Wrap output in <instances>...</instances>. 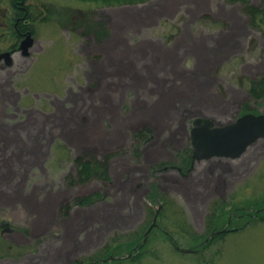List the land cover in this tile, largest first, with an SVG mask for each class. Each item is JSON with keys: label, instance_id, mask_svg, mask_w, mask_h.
<instances>
[{"label": "rangeland", "instance_id": "rangeland-1", "mask_svg": "<svg viewBox=\"0 0 264 264\" xmlns=\"http://www.w3.org/2000/svg\"><path fill=\"white\" fill-rule=\"evenodd\" d=\"M29 1L54 7L62 26L50 21L40 27L38 38L44 44L41 45L43 51L26 60L22 71L14 75V89L21 93L24 87L30 93H57L59 97L51 98L59 99L56 104L58 114L62 113L61 106L68 87L76 89L71 80L66 82V76L70 75L74 82L78 80L79 84H84L88 71L110 61L114 65L131 63L140 69V81H136L134 73L128 71L136 81L140 97H187L184 93L189 87L193 88L189 82L201 80L189 54L199 56L203 44L197 43L195 49H191L188 48L189 42L186 48L178 47V43L187 35L194 39L203 33L205 36L210 33L220 36L232 29L239 36L238 49L226 53L222 50L224 46L217 45L218 53L211 58L214 62L210 70L213 76L208 77L205 92L222 97L224 104L228 102L225 89L229 85L231 90L246 92L238 113L232 112L231 107L216 109L218 124L237 120L245 113L246 105L249 113L257 111L264 114V102L255 104L247 94L249 82L264 74V51L261 50L264 35L249 26V19L239 3L227 0H151L132 6L101 7L71 0ZM247 1L264 9V0ZM97 23L104 32L107 31V37L101 34L96 38L94 30ZM65 24L73 27L74 33L69 35L63 31ZM109 43L114 46L108 48ZM86 48H90L89 55L83 53ZM243 68L247 69L245 74L241 72ZM189 70L193 71L190 76ZM236 72L242 76L231 79L237 75ZM90 87L94 89L96 86ZM214 89L217 95H214ZM49 98L26 97L24 100L28 105L36 101V108L51 112ZM105 100L106 97H83L64 118L65 125L56 129L65 136L70 149L61 144V161L56 157V149L50 151L47 169L42 170L49 173L52 163H55L62 179L54 176L55 183H52L39 175L38 170L30 177L26 191H35L39 195L40 187L47 185L49 190L53 186L54 195L59 197L56 198L60 204L57 212L53 209L55 213L49 216L42 228H30L35 217L26 214L19 204H11L9 208L0 204V221L9 222L15 231L12 237L21 244L15 245L10 236L2 235L0 229V264L86 262L116 237L121 246L114 250L112 256L118 259L109 264H264V221L251 222L245 227L249 219H255V211L264 209V139L249 147L236 160L214 158L195 161L184 171L179 162L188 155L185 152L190 143L187 134L183 143V132L171 142L164 135L158 143H152L154 134L151 133L138 143L134 132L139 127L133 125V120L119 117L118 111H112L116 116L110 117L108 111L103 110ZM187 120L191 123L193 118ZM43 128L48 127L41 122L34 129L27 128L32 131L28 135L29 141L38 140L41 132L47 131H42ZM56 134L44 142L51 145ZM15 136L12 134L11 141L6 140L0 156L8 154L10 157L12 153L15 158V150L21 153L26 133L22 134L24 142L21 139L15 141ZM151 152L152 156H148ZM85 153L99 160L109 157V181L92 180L76 186L65 182L63 177L70 170L75 172L71 158ZM165 163L174 166L165 170L160 167ZM11 164L7 181L13 179L14 183L16 179L20 191L24 187L26 174L21 168H25V164L22 158L12 160ZM162 177L173 182L176 180L177 184L163 190L160 184ZM136 179L138 182H132ZM132 185L136 189L140 185L142 196L135 194ZM153 187L174 200V204L165 207L164 216L157 220L161 229L164 226L171 231L182 249L193 248L203 243L211 233L224 228L240 229L227 232L206 249L194 253L179 251L160 230H154L150 232L137 261L122 259L132 254L127 245L135 238L143 237L152 224L157 207L150 214L144 197L150 195L152 191L149 190ZM88 195H101V198L89 206L74 205V199ZM37 197L38 201L43 200V197ZM3 200L0 198V203ZM213 214L214 218L210 219ZM178 223L189 231V235L180 232Z\"/></svg>", "mask_w": 264, "mask_h": 264}, {"label": "crops", "instance_id": "crops-1", "mask_svg": "<svg viewBox=\"0 0 264 264\" xmlns=\"http://www.w3.org/2000/svg\"><path fill=\"white\" fill-rule=\"evenodd\" d=\"M232 30L230 33L220 36H217L215 33H210V35L205 36L203 33L197 39H194L191 35H187L186 38H183L180 44L178 43V47L183 46L186 48L185 45H188L189 42L190 47L188 48L191 49H195L197 43L203 44L201 47L202 52L199 53V56H196V53L189 54V57L194 59V68L195 71H199L201 80L199 82H189L193 88L189 87L184 93L187 97H140V92L136 86V81H138V79L140 81V75L142 74L140 69H137V67L131 63L114 65L111 61L93 68V70L96 71V76L91 79L85 78L84 84H79L78 80H75L74 87H76V89H74V92L83 90L87 85H95L96 87L93 89L92 94L89 96L84 95V97H106L103 110H107L110 117L116 116L112 111H118L119 117L123 116L128 120H133L135 123L133 125H137V127H139L138 129L147 128L150 133L154 134L152 137V143H158L160 138L164 137V135H166L165 139H167L168 142H171L175 139L178 133L182 132L183 135L185 134V138L182 141L183 143L185 142L186 134L188 136L191 124L190 120L187 119L206 118L212 120L216 125H221L218 124L216 120V118L219 117V115L216 114V109H227L231 107L232 112L234 111L236 114L239 111L240 102L246 99L240 91L235 89L231 90V85L225 89V92L228 95L229 104L228 102L224 104L221 101L222 97L208 95V93L205 92V87L209 83L207 79L208 77L213 76L210 72V70L213 69L212 66L214 64V62L211 61V58L218 53L217 45L219 44L220 47L224 46L222 47V50L227 51L226 53H230L232 49H238L239 36L236 35V31ZM116 41L117 40L115 39V42ZM206 42H208L209 45H206ZM110 46L113 47L114 45L109 43L108 48H110ZM261 50L264 51V45ZM262 56L264 62V53ZM128 71L134 73L136 81L129 76L130 73ZM192 74L193 71L189 70L188 75L190 76ZM201 85L202 88H199ZM196 92H198V96ZM215 94L217 95L216 89H214V95ZM115 95H120L121 97H113ZM55 132L57 134L51 145L44 142L47 139H50V136ZM25 133L26 141L24 142V147L21 153H18L15 150V152H13L16 154L15 158L12 157L11 153L12 160L18 161L22 158L25 164V168H21L22 172H25L26 174L23 183L24 187L18 191V181L16 179L13 183V179L7 181L8 175L2 174L1 176L0 174V198L4 199L0 204L7 208H9L11 204H19V207L23 208L26 214L30 217H35L33 219L34 221L32 220L30 223L33 224L30 225V228H42L44 222L48 220L49 216H52L53 213L57 212L56 208H58L60 204L56 198L59 199V197L54 195L53 186L49 190H47V185L40 187L38 189L40 193L39 195L35 191H26V188L30 182L31 175H36L37 170L39 175L52 183H55L54 176L58 177V180H61L62 176L55 163H52L53 167H51L49 173L43 170L47 169L46 163L50 159V151L56 149V157L58 156L60 159V147L56 144L57 141H62L68 146H70V144L65 136H62L61 132L56 129L41 132V136L39 135L38 140L34 142H30L28 138V135L32 132ZM41 147H43V149H40ZM67 149L69 150L70 147H67ZM148 156H152V152L148 154ZM73 171L74 170H70V172ZM23 178L24 177H22V179ZM132 186L134 189L135 186ZM140 196H142V193H140L139 197ZM36 197H43V200L38 201Z\"/></svg>", "mask_w": 264, "mask_h": 264}, {"label": "flooded vegetation", "instance_id": "flooded-vegetation-1", "mask_svg": "<svg viewBox=\"0 0 264 264\" xmlns=\"http://www.w3.org/2000/svg\"><path fill=\"white\" fill-rule=\"evenodd\" d=\"M50 21L56 26H62L59 24L62 23L60 15L56 13L54 7L49 10L43 3L30 2L29 0H0V149L6 147V140L11 141L12 134L16 135L15 141L21 139L24 142L22 134L32 132L27 128L34 129L40 122L45 123L48 127L47 129L43 128L42 131L58 129L65 125L64 118L68 113L70 115L74 104L83 99L84 95L89 96L93 92L90 85L75 92L72 87H68L64 95L66 98L61 106L62 113L58 114L56 104L59 103V99L51 98L59 97L57 93L53 95L45 92L30 93L27 87H24L21 93L14 89V75L22 71L26 60L43 51L41 45L44 44L38 38V33L40 27L49 24ZM62 28L69 35L74 33L73 27L70 25L65 24ZM23 44L25 46H22ZM53 44L50 45V48ZM83 53L89 55L90 48L84 49ZM86 75L91 79L96 76V71L90 70ZM70 80L74 84V77L67 75L66 82L70 83ZM26 97H50L48 103L52 111L47 112L36 108V101L33 105H28L24 100ZM65 122L67 123L68 120ZM61 144L66 145L64 142ZM7 156L9 155L0 156L1 176L2 174L8 175L11 169L12 158ZM162 180L160 183L162 187H160L163 190H168L171 184H177L176 180L173 182L167 177H162ZM0 228L4 231L1 226ZM5 229H7L5 231L7 236H10L15 245L20 246V242L12 237L15 231L9 230L8 225L5 226Z\"/></svg>", "mask_w": 264, "mask_h": 264}, {"label": "trees", "instance_id": "trees-1", "mask_svg": "<svg viewBox=\"0 0 264 264\" xmlns=\"http://www.w3.org/2000/svg\"><path fill=\"white\" fill-rule=\"evenodd\" d=\"M71 1H76L79 3H85V4H94L96 6H101V7H119V6H132V5H138V4H144L147 3L151 0H71ZM229 3H239L241 4V10L244 12L247 17H248V24L249 26L256 31H260L264 35V9L258 6H253L248 3L247 0H227ZM46 9L51 10L52 6L48 5L45 7ZM204 19L207 18V16L203 17ZM103 30V31H102ZM101 34L103 37L107 34V32H104V29L101 27L100 24L97 23L95 30H94V35L98 39ZM254 44V41L251 42ZM249 94L251 97L255 100H261L264 99V74L260 77H258L257 80L251 81L250 82V87H249ZM249 111L246 109L245 113H248ZM257 113V112H256ZM135 141H138V143L143 142L144 139L147 138V134L144 131H138L134 134ZM142 144V143H141ZM137 152V150H135ZM185 152L188 154L184 160H185V168H189L191 165V156L189 149H186ZM108 158L109 157H102L101 160L97 159L91 154H82L80 156L74 157V167H75V172L74 174H69L65 176L64 180L67 182L69 186H76L80 184H85L89 181L92 180H102V181H109L110 176H109V167H108ZM165 164L160 165V167H164ZM98 198H101V195H88V196H83L74 199V205L75 206H89L93 204ZM146 204L148 205V210L149 213L152 214L154 211V208L157 209L160 207L161 210L157 216L158 218H161L164 216L165 213V207L170 206L171 204H174V200L172 198H169L167 195H162L161 193L157 192L154 188H152V192L150 195L146 198ZM70 207V206H69ZM68 208V207H67ZM260 210V209H259ZM155 214V213H154ZM214 214L210 217L214 218ZM155 217V215H154ZM241 218H245L244 215L240 216ZM255 219H249V222H247L246 226L255 221H264V209L259 211L258 213L255 214ZM233 220V218H231ZM213 222V220H211ZM210 222V221H209ZM211 222V223H212ZM158 229H153L154 230H160L166 237L167 240L171 242L173 247H181L179 244V241L177 238L174 237V235L171 233L170 230H168L166 227L162 226V229L160 228V224L157 221ZM178 227L180 228V232L183 234L189 235V231L183 228L182 224H177ZM238 230L240 228H237ZM236 228L233 230L228 229L225 233H221L214 238L210 239L206 244L201 243L199 245L194 246L192 249L195 250V252L201 251L203 248L206 249L213 241L217 240L218 238H222L227 232L231 231H238ZM214 231V228H213ZM216 231V230H215ZM196 236V234H193ZM132 237H134V234H132ZM117 238V237H116ZM114 238L112 239L111 243L104 246L102 250L97 251L94 255H92L89 259L86 260V262H79L75 261L74 264H102V261H104V264H109V260L107 259L108 257L112 256L114 254V250L121 246L120 242L117 241V239ZM143 237H137L128 246V249H130L131 252L135 253L137 249L140 247ZM143 248L137 253L135 256L131 258V261H137V259L141 256L143 252ZM111 253V254H110ZM109 254V255H108ZM114 261V260H113Z\"/></svg>", "mask_w": 264, "mask_h": 264}, {"label": "water", "instance_id": "water-1", "mask_svg": "<svg viewBox=\"0 0 264 264\" xmlns=\"http://www.w3.org/2000/svg\"><path fill=\"white\" fill-rule=\"evenodd\" d=\"M263 138L264 114H245L233 122L220 126H215L208 119L196 118L190 129L192 158L198 162L212 158L235 160ZM3 226L1 224V227ZM154 226L155 223L147 231L146 238ZM224 231L225 229L222 232ZM219 233H213L208 238ZM181 251L190 252V250Z\"/></svg>", "mask_w": 264, "mask_h": 264}, {"label": "bare ground", "instance_id": "bare-ground-1", "mask_svg": "<svg viewBox=\"0 0 264 264\" xmlns=\"http://www.w3.org/2000/svg\"><path fill=\"white\" fill-rule=\"evenodd\" d=\"M84 4H85V3H84ZM93 5H94V4H93ZM106 32H107V31H106ZM107 35H108V33L105 35V37H106ZM105 37H104V38H105ZM240 70H241V69H240ZM246 71H247L246 68H243V69L241 70L242 73H243V72L245 73ZM238 73L241 74L240 72H238ZM236 74H237V72H236ZM239 74L234 75L233 77H231V79H232V78L234 79L235 77L242 76V75H239ZM257 79H258V78H257ZM257 79H255V80H257ZM251 81H254V80H251ZM251 81H250V82H251ZM250 82H249V86L247 87V92H248L247 94L249 95V97H251V95L249 94ZM240 92L242 93L243 97H245V95H246L245 93H246V92H243V91H240ZM247 97H248V96H247ZM251 100H253V102H254L255 104L258 103L259 101H260V103H263V102H264V99H261V100H255V99L252 98ZM245 108H246L247 110H249L248 107H247V105L245 106ZM249 111H250V110H249ZM254 111H255V110H254ZM255 112H257V111H255ZM249 114L260 115L258 112L255 113V114H254V113H249ZM263 139H264V138H263ZM186 148H187V147H186ZM185 150H186V149H185ZM179 164H181L182 167L185 168V160H182L181 163L179 162ZM179 166H180V165H179ZM186 169H187V168H185L184 171H186ZM136 180H137V181H136ZM136 180H134V181H132V182H138V179H136ZM142 191H143V190L140 189V185L137 186V189H136V186L134 187V192H135L136 195H140V193H141ZM149 191L151 192V190H149ZM147 197H148V196L145 197V202H146V198H147ZM158 214H159V212H156V213H155V218H154L155 226L153 227L154 229H158V228H159L158 225H157V221H158V220H157V216H158ZM147 239H148V236H147V238L144 236V238H143L142 243H141L140 246H142L143 244H146Z\"/></svg>", "mask_w": 264, "mask_h": 264}]
</instances>
